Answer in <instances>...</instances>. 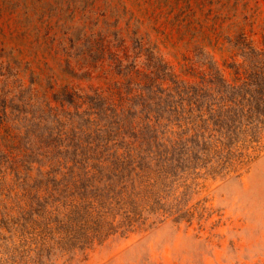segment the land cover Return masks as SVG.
I'll use <instances>...</instances> for the list:
<instances>
[{
    "label": "rangeland",
    "instance_id": "obj_1",
    "mask_svg": "<svg viewBox=\"0 0 264 264\" xmlns=\"http://www.w3.org/2000/svg\"><path fill=\"white\" fill-rule=\"evenodd\" d=\"M39 5L33 4L36 7L29 17L30 33L36 38V48L49 51V67L43 83L46 88L53 86L50 92L44 96L43 90L34 93L21 90L20 82L29 83L28 71L23 67L29 56L21 60L15 49L9 52L12 42L5 43L1 50L2 54L12 55L0 58L14 59L19 64L12 63L6 89H11L8 95H14V103L24 109L12 111L21 124L30 122L25 118L30 114L26 113L43 107L48 95L53 109L45 106V123L38 129L30 125L33 130L23 138L24 145L30 147L26 151L28 156H23V165L29 168L22 167L15 173L9 167L6 170L0 167V215L2 211L16 212V202L24 195L23 200L31 201V206L36 207L37 197L42 200L54 197L63 202L81 193L104 195L109 200L131 191L136 195L172 194L165 190L146 192L144 185L155 178L143 176L138 169L128 175L123 173L112 184L106 182L107 171L95 172L99 180L92 179V186L85 178L78 180V175L83 168H90V164L91 167L99 164L101 157L97 155L102 150L121 151L127 144L145 143L140 135L151 133L147 131L148 117L154 123L159 114H198L204 113L205 107L190 109L179 105L174 109L171 103L180 101L172 93L167 100L164 94L151 99L134 97L128 112L120 109L117 115L109 112L105 121L97 123L80 113L89 99L84 95L91 94L92 87L106 85L103 75L115 66L114 58L133 54L132 45L141 32L148 51L154 50L156 44L181 76L203 86L204 79L217 67L229 71L224 67L225 61L235 65L241 61L239 56L232 60L231 52H238L246 41L261 46L264 0H50L43 8L42 18ZM3 26L9 39L10 28ZM134 28L139 33H132ZM43 33L47 35L45 42ZM89 62L94 64L91 79L85 67ZM123 64L122 72H126L129 60ZM182 70H188L189 75H183ZM96 74L102 77L95 78ZM1 78L0 75V85ZM63 83L74 87L73 100L61 102L60 97H51L52 92L54 96L58 94ZM123 89L134 90V87L123 82ZM200 91L196 96L199 100L211 97ZM261 143H264V129ZM52 146L62 151L50 160L51 153L45 150ZM232 168L222 175L195 177L198 185L190 192L188 205L196 214L190 221H175L170 216L157 220L149 217L142 226L123 235L110 234L84 250L76 249L73 253L56 249L43 264H264V145L249 158L238 160ZM160 187L165 188L163 184ZM8 241L13 256L27 260L26 264H35L31 257H26L28 244L19 240L18 232Z\"/></svg>",
    "mask_w": 264,
    "mask_h": 264
},
{
    "label": "trees",
    "instance_id": "obj_2",
    "mask_svg": "<svg viewBox=\"0 0 264 264\" xmlns=\"http://www.w3.org/2000/svg\"><path fill=\"white\" fill-rule=\"evenodd\" d=\"M49 1L0 0V57L4 55L9 58L12 55L9 52L14 49L21 60L29 56L23 62L24 69L28 71L29 83L24 85L20 82L19 85L23 88L21 90L27 89L30 93L43 90L44 96L53 87L47 85L46 88L43 83L50 54L47 50L36 48V38H32L30 33L32 19L29 17L36 7L33 4L39 3L42 9L39 17L42 18L43 8ZM41 21L44 22L42 19ZM3 24L10 28L9 39ZM132 33L139 32L134 28ZM41 37L44 42L47 40L44 33ZM7 42H12V46L8 53L2 54L1 50ZM145 43L147 41H144L141 32L132 45L135 50L133 54L114 58L115 66L109 74L106 72L103 75L107 79L104 81L106 85L92 87L91 94L84 95L89 99L80 113L87 120L99 123L105 121L109 112L115 115L119 109L128 112L134 97L151 99L156 94H164L167 95L164 96L167 100L171 93L178 95L180 101L177 103L170 100L174 102L171 103L174 109L179 105H187L190 109L194 106L205 107L206 111L198 114H159L154 123H150L151 118L148 117L147 131L151 133L143 132L140 135L145 143L127 144L121 151L117 148H108L102 150V153L100 151L97 155L101 157L99 164L94 165L95 167L90 164V168H83L78 180L85 178L87 184L92 186V179L99 180L96 179L95 172L107 171L106 182L112 184L122 178L123 173L128 175L130 171L138 169L137 172H141L143 176L155 178V181L144 185L146 192L165 190L173 193L136 195L131 191L110 200L103 194L95 197L81 193L63 202L54 197L48 198L49 200L46 197L43 200L37 197L36 207L31 206V201L23 200L24 195L16 202V212H1L0 264H26L27 260L16 258L9 251V247H13L9 246L8 240L17 232L19 240L28 244L26 257L32 259L29 261L43 264L56 249L73 253L76 249L84 250L110 234L123 235L142 226L149 217L157 220L170 216L175 221H190L196 214L193 207L188 205L190 192L198 185L195 177L200 174H226L238 160L249 158L264 145L261 143V132L264 129V38L261 46L246 41L238 48V52H231L232 60L239 56L241 61L235 65L224 60V67L229 71L225 72L217 67L204 79L203 86L181 76L175 65L164 58L156 44L153 46L154 50L148 51ZM65 60L69 63L68 59ZM125 60H129V68L122 72ZM12 63L18 64L14 59L0 58V167L3 166L4 170L9 167L18 173L22 167H26L23 165V156H28L26 151L30 149L24 145L23 138L45 123L46 116L43 115L46 107H53L48 95V101H45L43 107L26 113L30 114L25 117L29 118L28 124H21L18 116L12 115L13 110L24 111L19 104L14 103V95H8L11 89H6L8 78L12 74ZM93 66L90 62L85 66L89 79L93 77ZM180 72L183 75L190 73L188 70ZM71 75L74 76L75 72H71ZM100 77L102 74L95 75V78ZM57 79L56 75V81ZM123 82L133 84L134 90H124ZM58 88V94L54 96L55 92H52L51 97H60L61 102L73 100L74 87L63 83ZM200 90L211 97L206 101L199 100L196 96ZM18 98L23 101L21 96ZM117 99L119 102H116ZM32 118H37V121L34 122ZM30 125H34L33 129ZM154 125L159 128L154 129ZM45 151L51 153V160L59 156L62 150L52 146ZM50 164L51 161L48 165ZM76 180L73 182L75 186ZM161 184L165 188H161Z\"/></svg>",
    "mask_w": 264,
    "mask_h": 264
}]
</instances>
